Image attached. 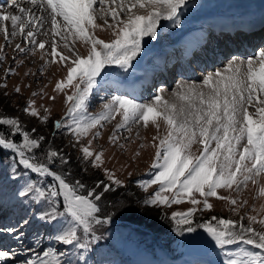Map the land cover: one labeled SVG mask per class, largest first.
<instances>
[{"label": "snow or ice", "instance_id": "1", "mask_svg": "<svg viewBox=\"0 0 264 264\" xmlns=\"http://www.w3.org/2000/svg\"><path fill=\"white\" fill-rule=\"evenodd\" d=\"M188 7L189 0H120L119 4L117 0H11L0 6L4 41L0 43V62L9 59L6 47L19 37L10 58L15 65L25 63L20 56H34L40 50L44 64L37 71L41 74L49 63L66 68L49 97L55 101V93L62 92L67 105L64 116L52 122V135L64 131L73 137L71 146L79 144L80 158L93 168L104 163L106 149L93 146V141L101 136L105 122L119 118L107 139L121 150L125 148L121 133H131L135 126L139 136L138 129L151 123L157 135L152 137L155 155L147 172L150 178L138 179L136 184L145 192L152 185L157 187L140 203L171 208L186 201L190 207L167 217L173 232L181 237L192 234L188 239L193 245L207 243L219 264H264V216L239 213L248 203L239 200V193L249 182L264 197L260 185L264 176V46L247 56H232L199 82L177 81L170 99L163 98V88L150 100H142L115 86L118 94L101 97L98 112L88 111L90 98L109 75H116L111 66L128 72L144 51L145 38L158 39L162 21L180 26ZM137 8L143 13L134 11ZM105 26L114 37L108 41L95 34V29ZM13 74L16 68L11 64L4 68L5 79ZM29 74L25 72V76ZM69 86L71 94L64 92ZM20 91L19 85L14 86V92ZM22 111L43 123L50 118L49 109L43 108L45 114L41 115L31 98ZM160 121L165 125L163 136ZM90 132L92 138L84 144L82 138ZM194 146L198 154L193 153ZM0 156H6L8 177L20 181L11 196L23 206L19 220L0 224V235L16 241L15 248L0 246V264L9 260L15 264H104L93 255L105 238L100 229L111 222L116 210H126V206L118 199L108 200L113 211L105 212L101 202L124 187L125 181L106 167V181L89 186L73 179L66 170L70 159L62 149L51 147V141L36 128L29 131L18 117L8 115H0ZM220 189L237 196H222ZM209 198L225 201L239 218L198 215L213 209ZM33 222L40 228L33 233V243L26 244L23 229ZM20 255L24 258L16 260Z\"/></svg>", "mask_w": 264, "mask_h": 264}, {"label": "rangeland", "instance_id": "2", "mask_svg": "<svg viewBox=\"0 0 264 264\" xmlns=\"http://www.w3.org/2000/svg\"><path fill=\"white\" fill-rule=\"evenodd\" d=\"M119 2L120 0H117V4H119ZM9 3H11V0H0V6H6ZM134 11L143 13L144 10L137 8L134 9ZM108 19L109 22H111V17ZM96 22L98 24H103V20L100 19H97ZM95 34L105 41L114 38L112 30L108 29L106 26L103 30L100 28L95 29ZM57 40H59V37H57ZM145 41L144 51L137 57V60L133 63V67L128 72L121 71L118 66H111L116 75H109L105 85L96 91L94 97L90 98L88 107L89 112L95 113L100 110L103 103L101 97L118 94L115 86H118L121 90H127L130 94L138 96L142 100H150L157 90L163 88L164 92L162 95L163 98L167 100L171 98L172 90L177 87V81L199 82L203 79V76L207 74V71L213 72L217 69L216 67L220 68L225 64V62L224 64L223 62L218 63L216 64L217 66H209L207 68L208 70L204 69L196 72L193 61L188 60L189 67L195 72L196 76L181 75L178 72L176 73L175 68H171L168 69V71L169 73H173V78H171L169 82L166 81L164 76L158 74V70L153 74V80L150 82H141V73L144 68L150 64H153L154 67V64L157 63L156 58L161 54L159 51L160 47L156 44V40L145 38ZM3 42V35L0 33V43ZM16 42H20L19 37L14 41V43ZM14 43L12 46L6 47V53L9 59L0 62V84L7 85L6 87H0V115L18 117L27 130L30 131L32 128H36L38 134L44 135L46 140L51 141V147L57 150L62 149L64 154L70 159V163L66 166V170L72 173L73 179H80L89 186L94 185L97 180L106 181L104 173V168L106 167L112 170L118 178L125 181V186L121 187L118 192L112 193V195L126 206V210H116L111 222L102 227V233L105 238L98 244V250L93 254L95 259L98 260L101 252L108 254L111 247H113L120 254H124L129 259L133 260L135 264H219V259L215 250L207 243L193 245L188 239L192 234H185V236L181 237L172 230V222L167 217L170 216L172 211H183L187 207H190V204L185 201L179 205L174 204L171 208H164L144 206L140 203L143 198L157 187L156 185H152L148 192H145L136 184L138 179L150 178L147 172L151 167L155 155V148L152 147V144L155 142L152 141V137L157 135V129L149 123L147 128L140 127L138 129L139 136H137V128L133 126L131 133L125 131L120 134L122 142L125 144V148L121 150L111 145L107 139L112 133V129L115 127L119 118L117 117L116 120L111 122H105L104 127L100 129L101 136L93 141V146L103 145L106 149L103 157V166L100 168H93L90 164L84 163L80 158L79 144H77L75 148L71 146L72 143H75L73 137L66 134L64 131L57 133L55 137L52 135L54 131L52 122L64 116L67 111V105L65 104V96L62 92L55 93V101L49 99V97L53 95V89L57 80L63 79L66 75V68L63 65L58 66L57 64L49 63L45 67L43 74H41L37 71L40 66L44 64V60L41 59L40 50H37L34 56H20L19 58L23 59L25 63L17 66L10 59L13 55L12 48L14 47ZM260 46H264V44H260L254 49ZM45 47L48 52L51 51L49 44L46 43ZM80 51L86 54V49L80 48ZM251 53H253V51ZM169 54L173 55L172 51H169ZM162 56L165 57L164 54ZM168 57L169 56H166V58ZM176 58L177 56H175V61ZM228 60L226 59V61ZM9 64L16 68V74L10 75L5 79L4 68L8 67ZM26 71L30 73L27 76H25ZM32 72H35L36 75L33 76L31 74ZM160 76H162V79ZM132 79L138 81L137 89L131 86V83H133ZM16 85H19L21 88L19 93L14 92V86ZM26 85L31 86L26 87ZM33 92L37 93V95L32 96ZM64 92L71 94V87L65 88ZM5 93H7V95H5ZM30 98L35 99L36 106L40 110L41 115L45 114L43 108L49 109L50 118L46 123L22 111L26 106L27 100ZM41 105H43V108L40 107ZM160 124L161 128L159 134L163 136L165 134V125L163 121H160ZM3 127L5 129L7 128V126ZM123 137H129V139L124 140ZM91 138L92 134L90 132L88 136L82 138V141L84 144H87L88 139ZM141 144H144L145 147L141 148ZM137 153L139 154L137 155ZM193 153L198 154L196 146L193 147ZM4 161L5 159L0 157V170L2 169L5 171L6 175L4 179L7 180L6 184H8L12 180L7 175V164ZM128 173H131V176H129ZM18 183H20V181L17 180L16 184ZM3 185L4 184L0 185V188H2V193H0V224H9L19 220L23 215V206L20 204L18 206V201L10 196L15 187L9 186V188H7V192L10 194L8 195ZM260 185L264 186V176L260 178ZM218 192L222 196H237V193L225 189H220ZM209 199L210 203L213 204V209L203 214L198 213V215H202L204 218L212 215L218 217L223 216L225 218L231 217L234 219L239 218L238 215L229 211L230 205L225 201L216 198ZM244 199H246L248 203L243 208L239 209L240 214L247 212L250 215H258V218L259 216H264V209L261 207L264 205V197L258 195V186L252 185L251 182H249L248 186L243 188L239 193V200ZM253 208H255V211H253ZM246 222L245 220V223ZM254 226L257 228L261 227L260 225ZM34 228L35 224H31L23 229L26 234L24 241L26 244L33 243L32 236L35 232ZM202 235L203 233L201 232V236ZM15 245L16 241L13 237L6 234L0 235V246L3 248H15ZM201 251H203V253L196 256V254ZM185 257L191 260V262H188ZM23 258V255H20L16 257V260ZM7 264H15V261L9 260ZM104 264H108V261H104Z\"/></svg>", "mask_w": 264, "mask_h": 264}, {"label": "bare ground", "instance_id": "3", "mask_svg": "<svg viewBox=\"0 0 264 264\" xmlns=\"http://www.w3.org/2000/svg\"><path fill=\"white\" fill-rule=\"evenodd\" d=\"M263 5L264 0H189V7L184 10L180 26L174 27L169 21L162 22L159 38L156 39V44L159 45L161 54L156 58L157 63L155 67L157 68V66H159L164 73L165 69L163 64H165L164 58L167 55V51H176V53L180 54L178 62H181V67L180 64H178L177 67V70L179 68L181 69L178 73L182 71L184 74L188 73L189 75H194L192 70L183 66L184 57L191 53L192 48L198 44L200 38L205 34V31H210L215 25L223 26L226 21L237 24V21L241 19L239 16L240 11L245 10V13H253L259 10ZM5 23L10 27V22ZM179 46H181L182 49H180ZM173 47L179 48V50L176 49L174 51ZM233 52L236 54H227L229 53L227 52L225 53L226 55L224 54V57L216 56L214 53H210V55L206 54L204 60L209 59L211 63L223 62L224 64V62H227L226 59L228 60L231 58L230 56H243L247 53V51ZM163 54L165 57L162 56ZM206 70L208 69L206 68ZM152 72L153 64L146 66L141 73V80H146V74L150 76ZM171 78L173 77L170 74V76L167 77V81L169 82ZM132 84L137 89L138 81L133 80Z\"/></svg>", "mask_w": 264, "mask_h": 264}, {"label": "trees", "instance_id": "4", "mask_svg": "<svg viewBox=\"0 0 264 264\" xmlns=\"http://www.w3.org/2000/svg\"><path fill=\"white\" fill-rule=\"evenodd\" d=\"M47 146V145H46ZM0 157H2V158H4L5 160H6V156H0ZM5 171L4 170H0V182H2L3 180H4V177H5ZM113 199H115L114 198V195H112V193H109L105 198H104V201H102L101 203H103V204H101L102 206H101V208L105 211V212H107V211H113V209H111L109 206H108V204L106 203V201H108V200H113ZM160 230V229H159ZM100 233H102V228L100 229ZM99 234V233H98ZM102 241V240H101ZM101 241H99L98 242V244L101 242ZM116 254V252L114 251V253L113 254H111V255H105V254H103V253H101V255H99V260H103V259H105V260H112L113 259V257H114V255ZM125 260V259H124ZM124 264H129V263H124Z\"/></svg>", "mask_w": 264, "mask_h": 264}]
</instances>
